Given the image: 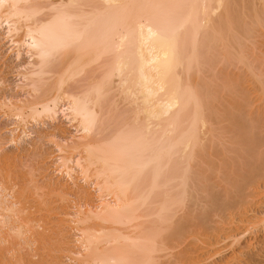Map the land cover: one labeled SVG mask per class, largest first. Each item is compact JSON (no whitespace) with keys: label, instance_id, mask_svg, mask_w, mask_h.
I'll return each instance as SVG.
<instances>
[{"label":"bare ground","instance_id":"obj_1","mask_svg":"<svg viewBox=\"0 0 264 264\" xmlns=\"http://www.w3.org/2000/svg\"><path fill=\"white\" fill-rule=\"evenodd\" d=\"M263 16L264 0H0V35H3L1 40L9 43V51L14 52L13 55L18 62L24 54L29 59L26 66H20L21 70H17L16 75L20 80L16 88L26 92V98L14 101L10 97H2L0 102L2 112L0 116L13 120L12 122L10 119L12 123L9 124L12 127L7 129L9 133L7 141L14 146L22 144L24 139L34 138V130L40 124L45 126L46 123H51L57 126L61 120L63 123L66 121V126L71 127V135L68 138L57 137L55 132L45 135L50 145L54 147V152H57L55 172L71 184V189L74 190L72 195L79 199L89 198L91 194L84 188L87 187L93 191L97 202L96 206L95 202L92 206L86 202L78 206L79 208L76 204L74 212L69 214L68 223H65L71 224L68 227L73 231L72 245L77 247V250L68 251L73 253L70 257L74 256L68 260L75 264H186L191 258V256L188 258L189 254L185 258L186 254H178L173 250L184 242H187L184 245L188 246V241L184 240L194 235L190 230L191 221H196L199 217L198 221L207 224L206 220H210L208 216L211 217V214L208 215L209 212L211 213L213 209L217 211L218 209L214 207L220 204L217 203L219 197L216 199L215 191L211 193L209 189L210 186L215 189L214 184L206 187L208 176L205 177L206 173L203 174L202 169H197L198 166H203L204 160L206 161L205 152L208 147L203 146L210 144L206 141L205 145L204 138L212 133L211 124H208L211 121L207 119L209 114L213 117L212 113H208L209 104L212 102L208 101V104L207 100H203L206 98L205 95H202V99L198 93L200 89L205 92L204 87L203 89L201 85L197 86V83L195 89L200 88L197 91L191 86L193 79H189L190 74L194 73L196 67L199 68L196 64L202 55L206 57L209 53L206 52L208 48L210 49L209 44L216 45L217 42H222L224 48H230L232 51L230 45L232 36L237 32L242 38L248 37V34L252 33L248 32L250 29H246L245 25L258 26L261 23L264 25ZM252 28L250 31L255 30L254 34L259 32L257 31L260 29L259 26L258 29ZM262 30L264 32L263 28ZM210 40L214 42L210 43ZM242 42L245 44V41ZM213 47L214 45L211 49ZM235 50L239 51L237 48ZM230 51L227 50L225 53L229 54ZM236 54H239L241 60ZM236 54L235 59L238 58L237 61L244 64V60H247L245 54L242 55L241 52ZM225 60L228 61L227 57ZM204 63L206 64V61ZM248 63H245L246 66ZM197 65L203 66L201 63ZM249 67L248 71H251L252 67ZM185 76L190 82L184 78ZM252 78L258 84L256 86L262 89L264 99V80L257 76ZM203 91L201 92L204 93ZM208 91L207 95L213 92ZM238 93L240 95V92ZM212 97L209 98L211 101ZM263 99L261 96V100ZM206 104L209 105L208 108ZM236 104L237 107L240 106L238 101ZM223 109V113L227 111ZM228 111L229 115L224 113L222 116L227 114L226 116L233 121L230 116L234 113L230 114V108ZM243 134L237 136L243 137ZM205 139L208 140V137ZM252 140L254 139L251 138L250 141ZM254 142L255 140L248 143L254 145ZM242 146L245 145H241V148ZM255 148L257 149L256 146ZM242 151L246 153V150ZM253 152L256 155V151ZM66 153L68 155L64 156ZM221 153L223 155V152ZM235 156L236 154L234 159H237ZM246 158L244 161L247 163ZM238 159L241 162V158ZM257 159L254 162H252L255 160L254 157L252 161L249 160L248 169L257 168L256 164L262 158ZM207 160L209 162V156ZM221 161L224 163V160ZM260 163V166L264 165V161ZM237 164L235 166L238 168ZM207 166L211 167L208 164ZM223 167L219 169L224 171L228 169ZM207 169L209 172L212 171L211 168ZM226 172L232 173L229 170ZM234 172H239V168L237 171L234 169L233 176ZM242 172L239 175L240 179L242 180L241 175L245 179L239 181L241 183L236 182L240 180L237 178L235 182L232 180L236 185L229 184L236 187L234 192L240 191L239 195L243 191L239 190L241 184L243 182L246 184L247 181L248 187L250 186L248 183L253 181ZM236 175L237 173L235 177ZM228 180L230 182V179ZM196 182L200 185L198 186ZM222 184L227 188L228 185L223 182ZM4 186L0 181V245L6 243L10 236H14L18 239L16 244L18 247L31 248L37 243V239H28L27 234L30 235L32 231L31 225L28 220H23V213L30 208L28 210L21 208L16 198L18 195L14 197L13 188L8 190ZM46 187L62 196L68 193L71 195L72 191L62 184L50 183ZM198 190L202 192L201 194L205 193L203 194L205 198L198 193L201 200L203 198L204 205L199 200L202 210L199 209L200 214L198 213V217L193 220L189 208L194 202H198L197 199L200 197H195ZM225 190L228 194V190ZM233 195L231 194V197ZM236 195L241 197L238 193ZM225 205L226 202H223L222 209H225L223 212L228 209ZM212 213L218 214L214 211ZM259 222L264 224V218L262 217ZM202 225L200 224L201 227L198 225L200 231L203 229ZM204 229L207 233V227ZM165 231L167 232L164 233ZM5 232L6 239V236L3 237V234L6 235ZM225 236L222 235V238L225 239ZM237 237L235 235L236 240ZM218 238L220 237L217 236V240L204 246L208 249L215 244L218 245ZM61 239L63 242L64 238ZM194 241L191 240L189 243L193 244ZM185 247H182L183 251L186 249L188 252L189 247ZM184 259H188L186 263ZM250 259L237 261L235 264L256 263ZM1 260L3 259L0 258V262H4ZM231 262L223 260L220 264Z\"/></svg>","mask_w":264,"mask_h":264},{"label":"rangeland","instance_id":"obj_2","mask_svg":"<svg viewBox=\"0 0 264 264\" xmlns=\"http://www.w3.org/2000/svg\"><path fill=\"white\" fill-rule=\"evenodd\" d=\"M263 20H264V16H263ZM261 25H258L261 30L257 28L258 26L253 25V24L245 25V27H247L246 29L251 30V28L253 27L252 29H258L257 31H259V32H255V34H254L255 30L254 31L249 30L248 32L252 33V34H248L249 36L246 37L247 42H246L245 37H243L244 38L243 39L239 35V33L236 32L235 33L236 35L232 36L233 38H231L232 41L230 42V45H232V48L234 49L233 50L231 48L233 53H232V51H230V48L229 49L224 48L222 46V42H219V43L215 42L216 43V45H215L213 43L214 41L210 40V43H213V44H209L210 49H211V46L214 45V47L211 49L213 51L211 52V50L208 48L206 50V52L207 53L209 52V53L206 54V57L204 55H202V57H201V55H200L201 59L198 62V63H201L203 65V63L206 61V64L204 63V65L201 66V65H197L198 64L197 63L196 66H199V68L196 67L194 69V73L190 71L191 74H190V72L187 74L188 78L191 75L189 79H193V80H191L190 84L192 87L194 86V89H195L197 83H198L197 86L201 85L202 86L201 88H203V87L205 88V92L198 87H197L198 89L197 88L195 89L197 91L200 89L199 90L200 92L201 91L204 92V93H202V92L200 93L198 91V93L201 94L200 95L201 98H202V95H205L206 98L205 99L202 98V99L205 101L207 100V102L209 101L210 103L212 102V104H209V102H208V104L210 105L211 109H213L214 111L213 110L211 111V109H209L210 107L208 108L209 105L206 104V107L208 108V110H210V112L208 111V113H212L211 116L214 117V118L210 117V114H209V118H207V119H209V122L211 121V123H208V124H211L212 133L205 136V138L208 137V140L204 138L205 145H207L209 143L210 144H209V146L208 145L203 146L204 148L208 147V148H206L207 151L205 152V153H207L205 155L206 161L204 160L205 164L203 163L202 167L198 166L197 169H202L203 174L206 173L205 177L208 176V178H210V179L207 178L206 187H208V185L211 183L214 184L213 186L215 187V189L213 187H212L213 188L212 189L211 186L209 189L211 190V193H213L212 191H215L214 193H216V194H214V195L217 196L216 199L219 197V199H217V203L219 202L218 205L220 204V206L214 207L215 209H218L219 211L218 210L215 211L213 209L214 213H218L217 215L213 214L212 213L213 211L211 213L209 212L208 215L211 214V217L208 216V218L210 220H206V221H207V224H210V225L203 224L201 221H198L199 220L198 215L200 214V212L202 210L201 204H203V202H204L203 198L201 200V197L205 198V196H203V194L205 195V193L203 192V194H201L202 192H200L199 190L197 191V194H196V192L193 193V195L196 194L195 197L201 196L199 199H197L198 202H194L193 206L189 208V210H191V211H189L190 212L189 214L191 215L192 219L195 220V217H198V220H196V221L190 220L191 221L190 226H192V228L190 227V230L193 231L192 234L194 233V235H193V237H190L188 240L187 239L184 240V241H188V246L184 245V244H187V242L186 243L184 242L183 245L179 246V248L177 247L178 249L175 248L173 250V252L175 251V253H178V254L179 253L180 254H182V253L186 254L184 256L185 258H187V254H189L188 258H190V256H191V258L189 259L190 261L188 259L183 260L184 262L186 260L189 261V262L186 261L187 262V263L185 262L186 264H189V263H191V264H220V263H223V260H224V262H227V261L231 262L232 261L230 264H235L237 261H245V260H248L250 258H251L250 260H252L253 263L256 262L258 264H261V263L264 264V262H262V260L264 261V224L263 223L261 224L259 222V220H261L262 217L264 218V165H263L264 163L262 164L263 166H260L261 165L260 161H264V101H263L264 99H263L262 89L260 90L258 88L259 86H256L258 84H256V82L252 78V77L257 76V77H260L262 80H264V64H263V62H264V32L262 30V28L264 29V27H263L264 25H263V23H261ZM1 33H2V31H1ZM256 33H259V34H256ZM237 36H240L241 39ZM2 37H3V35H0V41H1L0 42V83H3L0 85V102L2 101L1 99H3L4 97H8V98L10 97L14 101L17 99L18 100L23 99V98L25 99L26 98L25 97L26 92L24 93L23 91L17 90V88H16V85L20 83L19 77L16 75L18 74L17 70L20 69V66H23V65L26 66L28 64L29 59H27L26 55L24 54L22 56L21 61L18 62L15 59V56L13 55L14 52L9 51L10 50L8 48L9 43L7 44L6 40H1ZM237 39H239V40H237ZM238 41H240V42H238ZM242 41H245V44ZM233 43H234V45H233ZM238 43H241V45H239ZM237 45H239V46H237ZM238 47H240V48H238ZM235 48L239 49V51L235 50ZM227 50L230 51V53L232 55H230L229 52H228L229 54L225 53V51L227 52ZM243 50L245 51V53H243L244 52ZM235 52L236 53L241 52L242 55L245 54L244 57L247 60L246 61L244 60V64L240 61H237L239 58V54L237 55ZM224 53L227 54V56ZM235 54L238 56V58H236V59H235ZM225 56L227 57V60L229 62L231 61L230 64L228 61L225 60L226 59ZM228 57L234 58L235 60L231 59V58L229 59ZM202 58H203V60H202ZM205 58H206V60H205ZM211 60H212V62H211ZM200 61H202L203 63ZM245 63H248V66H246L247 64H245ZM249 64L251 65L250 67H249ZM248 67L249 68L252 67L251 71H248V70H250V69H248ZM253 69L255 71H253ZM199 70H200V72H198ZM195 71L197 73H195ZM255 72L258 74H256ZM252 74L254 76H252ZM187 77L185 76L184 78L189 81V79ZM226 78H228L231 82ZM225 79H226V81H225ZM228 81H229V83H232L233 85L229 84ZM4 82H5V84H4ZM234 83H239V85H236ZM226 85H228V87ZM211 88H212V90H211ZM208 90H210L211 92L213 91L212 93H214L215 97ZM256 90H260V91H256ZM207 91H208V93L211 94V96H210V94L209 95L206 94ZM233 91L234 92L237 91V92L235 94H233L234 93ZM238 92H240V95ZM261 93H262V95H261ZM230 94H232L233 97ZM207 96H208V98H207ZM261 96H262L263 100H261ZM211 97H212L213 101L215 98L214 102L211 101V99H209ZM234 97L235 98L238 97V98L234 99ZM245 98H247V99H245ZM241 100H243V101L241 102ZM245 100H246V102H245ZM237 101H238V105H240L238 107L236 104ZM239 101L241 102V104ZM242 106H243V108H242ZM223 108L227 109V111L225 110L226 112H224V113L229 112L228 111L229 108H230V114H231V112L234 113L233 116H230L232 119H234L233 121L230 120L229 117L226 116L228 113L225 116H222V114L224 115V113L222 112L224 110ZM119 109H121V107H119ZM217 113H219L221 115H219V114L217 115ZM1 114H2V112L0 111V115ZM219 116L221 117L220 119H219ZM10 119L11 118L4 119V117L0 116V141L2 142V146H0V181L3 185H5L4 187H6V189L8 188V190H9V189L13 188L14 197H16L18 195V197H16V198H18L17 201L19 202V204H21L20 205L21 208L27 209V210L30 208L28 211H25L26 214H25V212L23 213V217H24L23 220H28V222H30V225H31V226L30 225L29 226L31 227L32 231L30 232V235L27 234L28 239L29 238L31 240L37 239V241H36L37 243H35V245L32 246L31 248H28V247L26 248V247H22V246L20 248L16 245L18 242V239H16V237H14V236L13 237L10 236L11 238L9 237L6 240V243L0 245V258L3 259L1 261H4V262H0V264H5V263L6 264H75L73 261L71 262L70 260H68V259H71L72 257H74V256L70 257V255H73L72 252H76L77 247L72 245V241H74V240H72L73 239V235H72L73 231L70 227H68L71 224L67 225V223H68L67 219L70 216L69 214L74 212L73 209H74V207H76L75 206L76 204L78 207V206L83 205L84 203L88 202L89 204L91 203L90 206H92L96 199L93 195V191L88 189L87 187H84V188L87 189L86 191L89 192V194H91V195H89L90 196L89 198H82L81 199V197H80V199H81L80 200L76 195L71 194L72 192L74 193L73 188L71 189V184H68L65 181V179H63V177L61 175H59L55 172V158L58 157L56 155L57 152H54L55 151L54 147L52 145H50L51 143H49V140L45 136L46 134L48 136L49 134L55 132L57 137H61V136L65 137L66 136L65 138H68L71 135V127L70 128L67 127L66 121H65V123H63L64 121H62V120L57 123V126H55L56 124L52 125L51 123H46L45 126L40 124V126L36 127V129L34 130L36 132V134H35V132L33 133L34 138H31V140L30 139H24L22 141V144L20 143L19 145L14 146L13 144H10V142L8 143V141H7L9 139L7 136V135H9V133H8L9 129L8 128L12 127V125L9 124L12 120V119L11 120ZM215 119H216V121H215ZM235 119H236V121H235ZM237 120L240 123H238ZM217 121H219V123ZM12 122H13V120H12ZM229 122H230V124H229ZM241 123L243 126L242 125H240V126H242V127H240L238 125ZM112 125H113V122H112ZM226 127L229 130H227ZM110 128H112V127H110ZM55 129H57V130H55ZM217 129L219 131H217ZM223 129H226V130H223ZM236 129H237V131H235ZM241 129L243 130L242 132L245 135L240 131ZM222 130H223V132H222ZM216 131L218 133H216ZM233 133H235V135H233ZM237 133H240L241 135L243 134V137L242 136L239 137L240 134H237ZM214 134L216 135V137H214L215 136ZM237 135H239V136H237ZM209 136L211 137L210 139H209ZM222 136H223V138H222ZM244 137H246V138H244ZM36 138L39 140V142ZM242 138H243V140H242ZM251 138L255 140L254 143L256 145L255 144L254 145L250 144L251 146L249 145V143H253V141H254V140L250 141ZM234 139H236V140H234ZM2 140L5 141L4 144H3ZM206 141H207V144H206ZM222 141H223V143H222ZM232 141L234 143H232ZM204 142H202V143L204 144ZM229 142H231V143H229ZM241 142L243 144H241ZM6 143H8V144H6ZM245 143H247V144H245ZM221 144L223 146L224 151H222ZM236 144L237 145L239 144V145L237 146ZM240 144L245 145L246 147L242 146L244 148L243 149V148H241ZM227 146L233 151H230V149L228 150ZM255 146L257 147V149L255 148ZM238 147H239V149H238ZM253 148H255V149H253ZM220 149H221V151H219ZM252 149L254 151H256V155L254 154ZM212 150H213V152H212ZM238 150H240L238 153L241 157L239 155H237ZM242 150H246L245 154L247 155V158H246V155L244 154L245 151L243 152ZM251 150H252V152H251ZM218 152H220V153H218ZM221 152H223V155H221L222 154ZM234 152L236 154L235 158L236 157H237V159H238V157L241 158V162H240V159H238L241 166L239 165L238 160L234 159V155H235ZM250 152H251V154H250ZM241 153H243V155H245V156L241 155ZM253 154H254V156H252ZM66 155H68V154L66 153L64 156H66ZM207 155L209 156V162L207 160L208 159ZM242 156H243V160H242ZM210 157H212L213 159ZM220 157L222 160H224V163L221 161V159H219ZM222 157H224V158H222ZM253 157L255 160L252 161L251 159H253ZM245 158L247 160V163H246V161H244ZM256 159L257 160L261 159L258 161L259 163L256 164L257 168H254V170L248 169L249 160L254 162V161H256ZM219 160H220V162H219ZM229 160H230V162H229ZM225 161L226 162L228 161V163L226 164ZM217 163H218V165L220 164L219 167H217L218 166ZM230 163L232 164V166ZM243 163L245 164V166ZM207 164L211 165V167L210 166L208 167ZM222 164L224 167L221 166ZM236 164L238 165V168H239V172H236L237 177H235V174H236L235 172H234V176L232 174L234 169H235V171L238 170L237 166H235ZM258 164L260 167L258 166ZM228 165H230V166L228 167ZM222 167L223 168L228 167V169L226 168L225 171L220 170L219 168L222 169ZM207 168H211L212 171L209 172V170ZM230 168L233 170H230ZM205 170L208 172H206ZM228 170L232 173L226 172ZM242 171H245L246 173H243ZM241 172L244 175L247 174L246 176H250L253 181H250L248 183V185L250 184V186H248V187H246L247 181H245L246 184L243 182L241 184V188L239 189V190H243V191H241L242 193L239 195L240 191L239 192L236 191L238 193V195L241 197H238L237 195H236L237 196L236 197L235 194H237V193L234 192L236 190V187L234 186L235 187L234 188L231 186L232 184L231 185H229V184L234 183L235 182L234 180H236L237 178L240 179L239 175ZM223 173L226 174L225 177H224ZM221 175H223V177ZM228 175H232L231 177H233V178L229 177ZM211 177L213 179H211ZM241 177H242V180L237 179L238 181H236V182L241 183L243 181V179H245V178H243V175H241ZM224 179H226V180H224ZM228 179H230V182ZM239 181H241V182H239ZM45 182H46V184H44ZM222 182L224 184L228 185L227 188L225 185L222 184ZM42 183H43V185H42ZM50 183L51 184H62L63 186L66 185L67 188H70L72 190V191H70L71 195H69V193H68V195L62 196V195H58L56 193H53L51 190H49L50 189L49 187H46ZM203 183H205V182H203ZM203 183H201V184H203ZM196 184H197V182H196ZM198 184L200 185V183H198ZM233 185H236V184L234 183ZM26 186H27V188H26ZM36 188H37V190H36ZM224 188L228 190V194ZM231 189H233V190H231ZM229 190L231 192H229ZM198 193L200 194V196L198 195ZM231 194L232 195L234 194L233 197H231ZM226 195H228L229 197ZM63 198H65V199L68 198V199L63 200ZM230 198H232V199H230ZM225 199H226V201H225ZM199 200L202 201L201 204H200L201 201L199 202ZM228 200H230L229 201L230 203L228 202ZM223 202H226L225 206H227V208H228L225 212H223L225 209H222V203ZM231 202H233V203H231ZM227 203H228V205L231 204L230 205L231 207L228 206ZM96 204H97V202H95L94 205L96 206ZM195 205H198V206H195ZM197 209L198 210L201 209V210L198 211ZM61 212L64 214H62ZM195 212H197V213H195ZM194 214H195V216H193ZM181 215H183V213H181ZM21 217H22V215H21ZM231 218H233V219H231ZM211 220H213V221L211 222ZM222 221L224 223H222ZM37 222H38V224H37ZM65 222H67V223H65ZM195 222H201L200 224L201 225L203 224L202 225L203 229H201V231L199 229L200 224L195 223ZM194 223L196 225H194ZM40 227H42V228H40ZM63 227H66V228H63ZM206 227L208 230V231H206L207 233H205V229H204ZM196 228H198V229H196ZM70 229H71V231H70ZM222 229H223V232H222ZM224 230H226V231L224 232ZM61 231H62V233H61ZM65 232H66V234H65ZM166 232L167 231H165L164 233H166ZM198 232H200V233H198ZM201 232H203V233H201ZM213 233H214V235L216 234L215 235L216 237L214 235H212ZM5 234H6V232H5ZM225 234H227V235L229 234L228 236H230L231 238L228 236H225ZM65 235H66V237H65ZM222 235L225 236V239L222 238ZM233 235H234V237H233ZM235 235L238 236L237 240L235 238ZM217 236L220 237V238H218V240H219V242H217L218 245L215 244L214 247H210L207 249V246H204V245L207 244L208 242H213V241L217 240L216 239ZM3 237H5V239H6L7 234L6 235L3 234ZM61 237L64 238L63 242H62ZM191 240L192 241L195 240L193 242V244L189 243V241L191 242ZM7 242H9V243L11 242V243L8 244ZM41 243L44 245L42 246ZM71 245L74 246V249H72L73 247ZM182 247H185V248L189 247L187 249L191 250V251L188 250V252H190V253H188L186 249H184V251H183ZM200 247H201V249H200ZM209 249H210V251H209ZM185 250H186V252H185ZM206 250H208V251H206ZM214 250H215V252H214ZM66 251H67V253H66ZM68 251H72V252L70 253ZM8 252H9V254H8ZM18 252H20V253H18ZM211 252L214 254H212ZM4 255H5V257H4ZM249 256H250V258H249ZM206 257H208V258H206ZM191 259H193V260L191 261ZM28 260H29V262H26Z\"/></svg>","mask_w":264,"mask_h":264}]
</instances>
